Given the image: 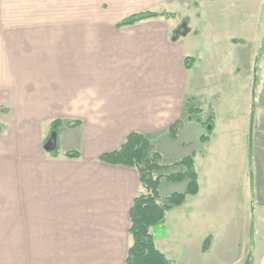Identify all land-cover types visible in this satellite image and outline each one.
<instances>
[{
  "label": "crops",
  "instance_id": "1",
  "mask_svg": "<svg viewBox=\"0 0 264 264\" xmlns=\"http://www.w3.org/2000/svg\"><path fill=\"white\" fill-rule=\"evenodd\" d=\"M223 1L240 28L225 20L231 47L258 27L253 9L264 16V0H0V264H126L137 171L97 157L133 131L166 162L194 156L199 189L151 229L157 249L175 264H244L249 252L250 264H264V92L248 143L233 137L247 130L248 109L234 126L230 104H198L204 120L185 110L219 93L209 76L233 77L215 45ZM144 11L174 15L115 27ZM184 22L189 31L170 40ZM201 47L211 51L198 62ZM184 56L195 59L190 69ZM55 119L75 122L58 127L57 157L43 148ZM162 181V196L186 187Z\"/></svg>",
  "mask_w": 264,
  "mask_h": 264
},
{
  "label": "trees",
  "instance_id": "2",
  "mask_svg": "<svg viewBox=\"0 0 264 264\" xmlns=\"http://www.w3.org/2000/svg\"><path fill=\"white\" fill-rule=\"evenodd\" d=\"M161 15L172 16L174 14L153 11L139 12L120 20L115 24V27L133 25ZM187 31L189 29L184 22L173 30L170 40H177ZM194 60L193 57L184 56L183 63L185 68L190 69ZM194 109L195 106L191 103V100H187L185 103L187 113L191 114ZM201 122L206 131L201 136V139L205 140L213 127L212 118ZM74 124L75 122L61 119L52 120L49 133L43 140L45 151L51 156L57 157L60 154L56 141L58 127L60 125L73 126ZM179 124L180 120H176L169 126L171 135L175 134ZM63 155L77 159L79 152L66 151ZM97 160L111 165L134 168L137 171L140 191L134 197L129 210L126 264H175L157 249L151 229L162 224L165 213L168 210L181 205L188 195L197 193L199 186L194 156L191 154L172 162H166L162 155L153 147L146 134L133 131L126 135L116 149L101 153ZM171 167H176L177 169L171 170ZM162 180L170 182L184 181L186 187L183 191H176L162 196L159 191ZM208 244L209 238L207 237L203 242L202 249H207Z\"/></svg>",
  "mask_w": 264,
  "mask_h": 264
},
{
  "label": "rangeland",
  "instance_id": "3",
  "mask_svg": "<svg viewBox=\"0 0 264 264\" xmlns=\"http://www.w3.org/2000/svg\"><path fill=\"white\" fill-rule=\"evenodd\" d=\"M230 5L233 7V3ZM219 7H221L222 10V13L220 14L222 40L215 43L216 49L218 48L217 50L220 51V53H218L219 56L217 55V57L222 60L219 67L222 71H225L233 66V77L226 75L220 78V80L217 81L218 83L215 84L212 83L209 76L208 84L211 86L214 85V90H219V93L216 91V95L213 97L210 95L205 99L206 102L202 100L203 102L201 101L200 103V101L192 100L191 103L194 104L195 107L198 106V104H206V107L210 104L211 108L216 107L217 109L228 106L229 104L232 105L233 126L236 124H242V117L247 116L246 109H248L250 118L244 125L247 127V130L240 135L239 130L233 129V137H241L248 143V140L253 138V134L256 133L255 126L257 124L258 117L256 111L260 105V96L264 92V43L262 46L261 44H258L260 41L259 32L264 31V16L262 12H258L254 6L253 15L254 19H256V22L258 23V27L255 28L254 32L237 33L238 35L243 36L237 40H233L232 46L230 47L225 44L228 40L225 38L227 34L223 32L227 28L230 29L229 24H225V20H230L232 31L233 29H237L239 27L234 21L236 18L234 14L233 17H227L225 14L228 9V2L223 1L220 3ZM235 34L236 33L233 32L231 35L234 36ZM207 49L201 47L197 50L196 54L193 55L196 58L198 53L201 52V56L199 60H197L198 62H201V58L207 56L211 51V49ZM230 56L233 57L232 65L229 61L224 62V58L229 59ZM198 108L199 107H196V110H194L191 114L189 113L188 121H193L194 119H205L208 111L206 112L205 110L202 112ZM204 132L206 131L204 130Z\"/></svg>",
  "mask_w": 264,
  "mask_h": 264
},
{
  "label": "water",
  "instance_id": "4",
  "mask_svg": "<svg viewBox=\"0 0 264 264\" xmlns=\"http://www.w3.org/2000/svg\"><path fill=\"white\" fill-rule=\"evenodd\" d=\"M45 148L47 149V147H45ZM250 257H251V252H249V253L247 254V257H246V259H245L244 264H249Z\"/></svg>",
  "mask_w": 264,
  "mask_h": 264
}]
</instances>
